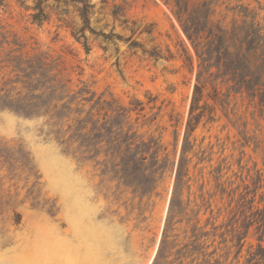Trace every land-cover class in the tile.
<instances>
[{
	"label": "rangeland",
	"instance_id": "obj_1",
	"mask_svg": "<svg viewBox=\"0 0 264 264\" xmlns=\"http://www.w3.org/2000/svg\"><path fill=\"white\" fill-rule=\"evenodd\" d=\"M202 1L190 0V7ZM90 2L95 5L92 26L119 34L115 44L87 32L92 46L87 53L55 13L42 25L33 21L35 0L0 3V40L11 42L6 51L22 48L62 56L74 86L82 87L84 81L96 98L103 95L124 107L142 102L145 109L140 115L133 112L131 122L146 139L162 136L169 170L152 196L141 198L111 174H102L105 166L82 164L65 153L42 132V120L0 108V140L22 144L36 172L30 176L0 161V264H153L157 256L199 59L176 14L175 0ZM237 5L254 9L264 24V0H220L214 19L227 15L223 22L230 24L235 13L229 8ZM119 6L125 7L124 15L115 17ZM68 11L65 19L79 26L74 6ZM132 41L140 47L131 48ZM214 86L220 92L217 101L208 99ZM200 105L205 115L190 136L191 179L182 195L190 205L183 223L171 231L174 244L164 264H248L250 243L253 251L258 243L257 225L243 247L240 237L247 217L256 207L264 208V106L230 90L222 79L208 80ZM197 211L200 222L194 230Z\"/></svg>",
	"mask_w": 264,
	"mask_h": 264
},
{
	"label": "trees",
	"instance_id": "obj_2",
	"mask_svg": "<svg viewBox=\"0 0 264 264\" xmlns=\"http://www.w3.org/2000/svg\"><path fill=\"white\" fill-rule=\"evenodd\" d=\"M4 1L0 0V3L4 4ZM53 1L55 4L49 6L48 0H35L33 21L42 25L55 13L59 21L71 29L72 35L83 44L87 53L92 50L87 32L106 44H115L121 39L113 31H97L92 26L91 15L95 5L90 0ZM219 1L203 0L190 7V0H175L176 14L199 59V72L168 216L153 264H164L169 255L168 249L174 244L170 240L171 231L176 223H183V216L187 215L190 205V201L184 204L182 200L184 185L191 179V159L187 154L192 148L190 136L205 115L200 102L204 98L208 80L214 82L222 79L230 84V90L247 94L252 101L259 99L264 106V24L257 21L258 13L254 9L244 5L229 8L235 13L230 24L223 22L227 15L215 20ZM69 6H74L78 12L81 20L79 26L65 19L69 15ZM48 7L52 12L47 11ZM124 10L125 7L119 6L113 14L115 17L124 15ZM5 45H11L6 37L0 40V108L26 118L42 120V132L78 162H94L95 167L105 166L102 174H111L119 185L128 186L141 198L152 196L169 170L170 154L162 142V136L151 135L146 139L145 134L140 133L135 123L131 122L133 112L140 115L145 109L143 103L132 102L130 107L115 106L114 101L104 99L103 95L96 98L97 93L82 80V87L74 86L62 56L54 57L44 52L30 54L22 48L6 51ZM130 46L140 47L136 41H132ZM103 49L107 50L106 45ZM116 64H119L118 60ZM219 94L214 86L213 94H209L208 99L217 101ZM213 110L214 107L210 113ZM208 119L214 120L212 115ZM0 161L19 166L30 176L36 175L30 153L22 144L1 139ZM195 215L194 230L200 222L199 212ZM178 217L181 218L176 221ZM247 218L246 232L240 237L242 247L253 225H257L258 234L254 251L255 245L250 243L247 263L264 264V208L256 207ZM193 242L185 247L192 246Z\"/></svg>",
	"mask_w": 264,
	"mask_h": 264
},
{
	"label": "water",
	"instance_id": "obj_3",
	"mask_svg": "<svg viewBox=\"0 0 264 264\" xmlns=\"http://www.w3.org/2000/svg\"><path fill=\"white\" fill-rule=\"evenodd\" d=\"M163 62H160V64H162Z\"/></svg>",
	"mask_w": 264,
	"mask_h": 264
}]
</instances>
